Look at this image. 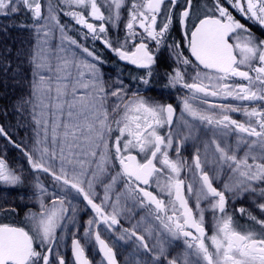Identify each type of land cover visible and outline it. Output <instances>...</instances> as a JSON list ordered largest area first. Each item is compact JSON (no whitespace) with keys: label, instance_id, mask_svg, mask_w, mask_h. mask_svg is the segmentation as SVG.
I'll list each match as a JSON object with an SVG mask.
<instances>
[{"label":"snow or ice","instance_id":"1","mask_svg":"<svg viewBox=\"0 0 264 264\" xmlns=\"http://www.w3.org/2000/svg\"><path fill=\"white\" fill-rule=\"evenodd\" d=\"M61 12L86 29L82 39L98 40L120 61L145 70L133 77L145 86L161 49L169 51L177 66L167 74L168 86L187 91L179 118L171 103L130 90L122 79H105L104 61L68 34ZM234 12L264 29V0H0V17H24L13 27L32 29L37 41L29 57L31 91L17 111L31 106L35 123L32 149L22 151L37 174L38 204L24 226L0 223V264H96L90 246L101 264H118L101 226L135 246L130 264H264V218L239 208L259 225L244 228L229 212L230 201L251 198L264 213V39ZM174 24L190 56L169 42ZM121 25L123 38L111 39L109 26L119 32ZM11 70L5 63L4 71ZM201 126L211 138L189 161L182 150L200 139ZM0 135L7 137L3 127ZM39 173L52 177L51 190ZM25 183L23 171L0 155V184ZM118 185L123 192L113 199ZM77 197L94 213L82 230ZM137 208L143 215L136 224L116 227ZM69 234L71 260L62 251ZM181 240L184 251L173 255L172 241Z\"/></svg>","mask_w":264,"mask_h":264},{"label":"rangeland","instance_id":"2","mask_svg":"<svg viewBox=\"0 0 264 264\" xmlns=\"http://www.w3.org/2000/svg\"><path fill=\"white\" fill-rule=\"evenodd\" d=\"M47 2L48 0L45 1L44 5H46ZM13 24L18 23L14 21L0 23V123L3 125L6 133L22 146V149L31 151L33 138L35 136V123L32 117L31 106H27V110L22 112L17 111V109L22 100L28 99L31 91L30 82L32 80V71L29 57L37 41L32 29L13 27ZM4 25L8 26L7 31L3 30ZM55 42H59V32H56ZM79 42L84 44L82 39H80ZM88 59L91 60V57ZM5 63L11 64V71H4ZM99 67L105 79L110 78L111 81H115L119 78L125 81L126 86L130 90H139L137 86L131 84L128 79L121 75L111 77L108 72L109 70L103 63L99 64ZM3 153L10 167L18 171H23L26 177V183L17 187L0 184V207L8 210L15 208V212L19 213L20 221L25 225L29 209L32 211L38 209V204H36L33 196L34 189L32 187L33 178L37 174L32 172L22 150L17 151L13 149V147L6 146L4 142ZM39 177L40 181L51 190L53 185L52 177L45 173H39ZM98 191L102 194L103 189H98ZM120 192H123V188L118 185L116 191L112 194L113 199L115 195ZM73 203L77 204L79 209L76 227L82 230L83 227L87 226V221L91 219L94 214L91 212V209L87 208L86 202H83L81 197H77L73 200ZM129 205L131 206V201H129ZM130 216V214L128 216L122 215L121 218L125 220ZM133 224H135V222ZM72 230L75 231V229ZM101 231L102 234L108 238L110 243L114 242V249L118 254L121 264H130L131 259L127 256L125 241L118 240L117 235L114 233L105 232L103 226H101ZM70 239L71 236L69 234L66 240L68 248L62 249L68 260H71ZM88 255L91 259L96 261V264H101V256L96 248L90 246Z\"/></svg>","mask_w":264,"mask_h":264},{"label":"flooded vegetation","instance_id":"3","mask_svg":"<svg viewBox=\"0 0 264 264\" xmlns=\"http://www.w3.org/2000/svg\"><path fill=\"white\" fill-rule=\"evenodd\" d=\"M46 0H41L42 4L45 3ZM182 2V0H181ZM203 2V0H201ZM234 14L237 16L238 19L241 20V22L249 24L253 30V32L259 36L260 38L264 39V29L259 28L258 25L252 24L250 21H245L242 17H240L239 13ZM126 15V13H125ZM60 21L62 24H65L67 28L69 29L68 34L71 35L73 38H76L78 40L82 39L81 33L85 32L86 29H81L79 25H75L74 21L70 19V17L65 16L62 14V12L59 14ZM24 17H20L19 20L16 19H8L0 17V23H8L10 21H14L15 23H19L20 20H23ZM30 22V21H29ZM98 23V22H95ZM77 29H80L77 31ZM110 29V38L115 40L117 37V34H119L120 38H123L124 31L123 26L121 25V28L119 29V32L117 29L112 28L109 26ZM84 42V45L87 46L90 50H93L96 55H98L103 61L104 65L109 70V74L111 77H115L118 75L123 76L124 78L128 79L131 84L134 86H137L139 91L142 95H145L147 98L159 101L162 103H171L176 109V117L179 118L181 114V99L187 95V91L184 89H177L172 88L168 86L167 81V74L172 71L174 67H176L175 59L170 54L169 51L165 49H161L160 54L157 58V64L154 66L155 72L150 79V84L148 86L143 85L139 82L138 79H133V77L139 76L141 73H143L145 70L143 69H136L134 66L127 64L126 62L120 61L118 57H116L108 48H106L103 43L100 41H93L91 38L88 40L82 39ZM176 41L181 44L185 55H189L187 48L184 46L185 42L183 40V33L178 25L173 26V29L170 33V41ZM190 72L193 70L190 68ZM210 101H215L218 103H238L236 101H216L215 98L209 97ZM247 104L248 102H244ZM202 107H206V105H202ZM233 118L243 121L245 117L239 113H231ZM0 127H3V125L0 123ZM4 128V127H3ZM201 132L199 133L200 139L198 141H189L185 147V149L182 150V155L188 159L191 160L192 156L196 153L197 148H203V142L205 140H208L211 138L212 133L205 127L201 126ZM6 131V130H5ZM164 131V130H162ZM10 140H9V138ZM13 139L9 134H7V137L4 135H0V155L4 156L3 153V143L5 142L6 146L13 147V149L17 151L22 150V146L13 139V142L11 141ZM19 145V147H17ZM203 154V153H202ZM182 175L187 176L188 173H182ZM151 190L153 192H156L155 185L152 186ZM194 200H190V204L194 206ZM203 206V205H202ZM88 208V207H87ZM239 208H245L246 212L251 213L252 215L257 216V218H264V213H262L259 208L256 206V202L251 199H236L234 202L230 201L229 204V212L233 214L234 220L241 225L244 228H247L249 226H253L255 228H259V225H256L254 221H251L248 218V215H241L238 211ZM90 209V208H88ZM137 214H130L131 216L127 219H121V224L116 226L117 228H131L133 223L137 222V219H139L140 215H143V212L137 208ZM94 214V213H93ZM206 230L208 231L209 235H211V213H206ZM0 223H8L12 225L17 226H24V223L20 221L19 219V213L13 212L11 214H8L7 212H0ZM158 222L153 221V224H157ZM142 230V229H141ZM162 230V229H161ZM149 245H152L155 243V240L151 237L148 238ZM210 243V241L208 242ZM127 246V256L132 259L133 254L135 252V246L129 242H125ZM170 250L172 251L173 255H177L179 253H182L184 251V245L182 240L181 241H172ZM143 252L141 250V255L138 258H143ZM119 258V257H118ZM121 264V262H120Z\"/></svg>","mask_w":264,"mask_h":264},{"label":"water","instance_id":"4","mask_svg":"<svg viewBox=\"0 0 264 264\" xmlns=\"http://www.w3.org/2000/svg\"><path fill=\"white\" fill-rule=\"evenodd\" d=\"M116 254H117V252H116ZM117 261H118V264H120V261H119V259H118V256H117Z\"/></svg>","mask_w":264,"mask_h":264}]
</instances>
